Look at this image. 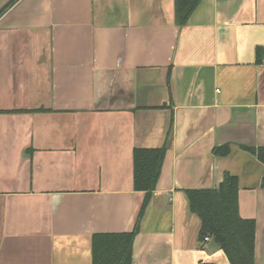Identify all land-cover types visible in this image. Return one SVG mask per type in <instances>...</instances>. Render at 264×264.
<instances>
[{
    "label": "crops",
    "instance_id": "1",
    "mask_svg": "<svg viewBox=\"0 0 264 264\" xmlns=\"http://www.w3.org/2000/svg\"><path fill=\"white\" fill-rule=\"evenodd\" d=\"M0 0V264H92L145 198L133 150L166 146L132 264H229L187 191L238 181L264 264V0ZM228 147L226 155L215 149Z\"/></svg>",
    "mask_w": 264,
    "mask_h": 264
},
{
    "label": "trees",
    "instance_id": "2",
    "mask_svg": "<svg viewBox=\"0 0 264 264\" xmlns=\"http://www.w3.org/2000/svg\"><path fill=\"white\" fill-rule=\"evenodd\" d=\"M200 0H175L174 16L184 26ZM1 12V11H0ZM262 48H257V53ZM264 164V146L247 148ZM166 146L133 150L134 189L145 192L135 225L129 232L95 234L92 236V264H132V245L150 194L159 178ZM226 155L228 147L214 151ZM264 188V175L261 178ZM190 210L200 219L199 240L210 238L225 254L229 264H254L255 220L239 213L238 181L229 173L216 188L187 191Z\"/></svg>",
    "mask_w": 264,
    "mask_h": 264
},
{
    "label": "built area",
    "instance_id": "3",
    "mask_svg": "<svg viewBox=\"0 0 264 264\" xmlns=\"http://www.w3.org/2000/svg\"><path fill=\"white\" fill-rule=\"evenodd\" d=\"M204 240H208V237H205Z\"/></svg>",
    "mask_w": 264,
    "mask_h": 264
}]
</instances>
